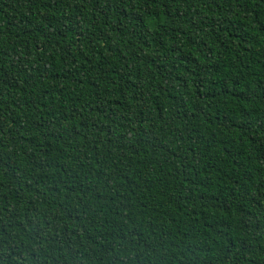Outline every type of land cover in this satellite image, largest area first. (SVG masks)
<instances>
[{"label":"trees","instance_id":"1","mask_svg":"<svg viewBox=\"0 0 264 264\" xmlns=\"http://www.w3.org/2000/svg\"><path fill=\"white\" fill-rule=\"evenodd\" d=\"M0 264H264V0H0Z\"/></svg>","mask_w":264,"mask_h":264}]
</instances>
